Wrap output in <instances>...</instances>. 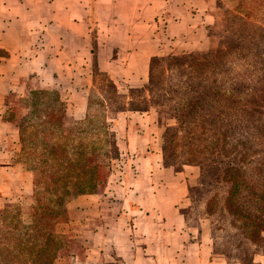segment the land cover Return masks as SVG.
<instances>
[{"label":"rangeland","instance_id":"rangeland-1","mask_svg":"<svg viewBox=\"0 0 264 264\" xmlns=\"http://www.w3.org/2000/svg\"><path fill=\"white\" fill-rule=\"evenodd\" d=\"M215 5L218 18L210 29L211 46L153 58L145 76L107 74L95 61L82 64V73L68 68V63L53 62L46 64L50 74L36 73L21 81V88L26 84L23 92L15 91L12 80L6 84L0 96L1 220H15L19 214L24 223H30L35 195L48 194L21 162L25 154L20 140L15 145V131L19 135V126H29L23 134L32 143L28 139L24 145L38 161L43 146L34 139L35 135L41 138L36 130L45 120L42 114L58 108L60 102L64 125L73 131L65 142L48 138L67 143L68 156L74 159L78 157L74 147L82 144L103 174L93 193H69L63 199L60 208L65 215L51 223L62 236L54 264H109L101 252L103 236H131L132 230L138 236L135 209L140 199L147 198L143 187L172 182L171 178L156 179L152 172L157 166L149 160L141 164L145 152H126L125 132L116 129L119 116L127 114L135 121L147 110L155 114L162 131L158 163L188 184L180 203L187 226H199L204 220L229 262L264 264V41L256 35L260 30L245 41V29L226 24L224 12ZM195 85L204 100L185 97ZM31 90L38 92L37 105L29 107L34 112L28 114L24 105L34 100ZM177 103L205 106L206 121L193 126L178 121L174 117ZM15 163L30 174L28 189L22 188L17 197ZM166 198L163 194L162 199ZM126 200L133 202L130 208Z\"/></svg>","mask_w":264,"mask_h":264},{"label":"crops","instance_id":"crops-1","mask_svg":"<svg viewBox=\"0 0 264 264\" xmlns=\"http://www.w3.org/2000/svg\"><path fill=\"white\" fill-rule=\"evenodd\" d=\"M215 4V0H0V96L10 80L15 91L23 92L26 84L22 88L18 84L36 73L50 74L46 64L53 62L70 63L68 68L82 73V64L95 61L107 74L145 76L153 58L211 46L210 29L218 18ZM116 129L125 132L126 152H145L141 164L149 160L157 166L152 172L156 179L172 182L143 187L147 198L135 209L138 236L133 230L131 236H103L101 252L109 264H239L226 259L204 220L187 226L180 203L188 184L158 163L162 131L155 114L147 110L135 121L123 114ZM18 141L15 131V145ZM28 182L30 174L15 163V197L21 196L22 188L28 189ZM163 194L169 198L162 199ZM131 203L125 202L128 208Z\"/></svg>","mask_w":264,"mask_h":264},{"label":"trees","instance_id":"trees-1","mask_svg":"<svg viewBox=\"0 0 264 264\" xmlns=\"http://www.w3.org/2000/svg\"><path fill=\"white\" fill-rule=\"evenodd\" d=\"M216 2L224 12L226 24L234 25L240 31L245 29V41L253 39L256 30L261 31L256 34L258 39L264 41V0H216ZM197 85L190 89L185 97L192 101L198 100V97L199 100H204L205 95L200 93ZM37 93L36 90L30 91L33 98ZM61 104L63 105L60 102L58 108H51L42 114L45 120L42 121L40 130H36V133L41 134V138L39 135L34 137L39 139L43 146L38 161L35 160V153L30 152L24 145L28 139L32 143L31 137L27 138L23 134V129L26 130L29 126H19V140L25 154L21 162L27 165V170L33 171L35 182L45 185L48 194L45 193L42 197L35 195L30 223H24L19 214L15 215V220L11 219L8 222L0 219V264H54L61 249L62 236L51 228L53 226L51 223L53 220L56 223L65 215L64 210L60 208L63 199L69 193H93L97 183L103 178L102 171H99L100 166L82 144L79 143L73 149L77 158L68 156L67 143L64 142L73 130L66 129L64 125L65 111ZM36 105L37 99L34 98L30 103H26L24 108L31 114L34 110L30 109ZM185 106L187 105L180 103L174 105L176 112L174 117L178 121L191 126L206 121L205 106ZM48 136L58 137L64 142H51ZM91 149L94 150L93 146ZM2 212L0 211V214Z\"/></svg>","mask_w":264,"mask_h":264}]
</instances>
